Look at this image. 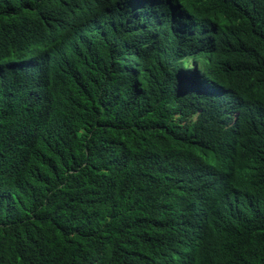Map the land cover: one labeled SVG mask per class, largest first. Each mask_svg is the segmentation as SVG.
Segmentation results:
<instances>
[{
	"label": "trees",
	"instance_id": "obj_1",
	"mask_svg": "<svg viewBox=\"0 0 264 264\" xmlns=\"http://www.w3.org/2000/svg\"><path fill=\"white\" fill-rule=\"evenodd\" d=\"M217 1L175 0L196 30L165 50L114 0H0L7 33L54 40L40 98L21 89L39 61L0 55V264H103L129 222L193 196L223 264H264V0ZM189 53L239 91L198 96Z\"/></svg>",
	"mask_w": 264,
	"mask_h": 264
},
{
	"label": "clouds",
	"instance_id": "obj_2",
	"mask_svg": "<svg viewBox=\"0 0 264 264\" xmlns=\"http://www.w3.org/2000/svg\"><path fill=\"white\" fill-rule=\"evenodd\" d=\"M114 1L117 3V15L129 28L148 39L163 36L162 48L165 50L180 49L184 40L196 30V20L186 18V15L175 20V0ZM215 1L219 5V1ZM53 42L52 38L43 39L42 35L32 33H7L0 25V55L15 49L19 66L29 65L34 59L40 63L36 71L22 81L21 89L25 97L46 96L48 63L45 53ZM180 62L185 73L190 74L194 91L210 104L237 93L241 87V78H235L232 72L226 73L217 62L204 61L190 53L184 54ZM261 98L264 100V92ZM197 116V113L194 114L195 119ZM235 122L232 120L231 124ZM193 199L194 196L188 209L177 217L149 214L144 216L143 221L135 218L134 224L129 222L103 264H223L220 258L223 251L221 241L209 235L200 225L207 224L210 216L206 213L209 210L206 206L202 210L194 208ZM187 211L190 214L189 226L184 224ZM131 232H135L136 243L130 237ZM150 245L153 247L151 252L146 249Z\"/></svg>",
	"mask_w": 264,
	"mask_h": 264
},
{
	"label": "bare ground",
	"instance_id": "obj_3",
	"mask_svg": "<svg viewBox=\"0 0 264 264\" xmlns=\"http://www.w3.org/2000/svg\"><path fill=\"white\" fill-rule=\"evenodd\" d=\"M241 73V72H240ZM248 73H250V71L248 72ZM248 73H247V75H248ZM238 75V74H237ZM252 75V74H251Z\"/></svg>",
	"mask_w": 264,
	"mask_h": 264
}]
</instances>
